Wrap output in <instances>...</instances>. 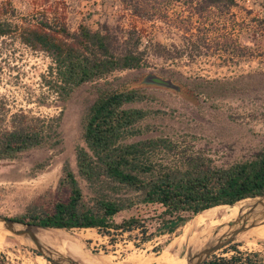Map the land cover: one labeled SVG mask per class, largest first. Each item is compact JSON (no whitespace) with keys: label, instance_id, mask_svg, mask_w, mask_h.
Returning <instances> with one entry per match:
<instances>
[{"label":"rangeland","instance_id":"obj_1","mask_svg":"<svg viewBox=\"0 0 264 264\" xmlns=\"http://www.w3.org/2000/svg\"><path fill=\"white\" fill-rule=\"evenodd\" d=\"M41 1L13 0L16 19L32 15ZM51 1L65 6L71 30H76L80 24L97 29L108 23L118 37V20L122 14L119 0ZM237 1L239 6L221 18L209 20L204 29H215L210 32L215 33L213 39L228 35L229 39L248 45L250 50L246 54L227 53L211 41L198 55L190 57L172 46L184 43L183 30L160 20L151 21L144 36L150 51L145 66L115 71L85 83L67 101H62L47 83L54 78L50 67L55 63L50 54L29 47L17 35L0 38V129L9 125L16 112L44 118L61 115L58 124L61 142L58 145L0 160V214L17 217L29 209L50 208L53 200L65 193L61 181L65 178L66 165L76 175L85 198L90 201L96 195L99 185L86 180L77 165V147L86 145L82 137L83 116L95 101L99 87L116 86L121 80L152 97L139 106L158 112L143 122L142 126L149 129L131 141L156 137L169 139L172 148L159 152L155 158L157 163L176 165L189 155H202L213 165L227 166L248 159L261 149L264 146V30L257 29L255 23L260 25L259 21H264V0ZM247 9L252 13H247ZM169 13L173 19L184 17L187 8L184 3L174 1ZM261 26L264 28V23ZM154 41L167 45L174 57L164 60L157 56L152 46ZM149 75L169 79L178 88L151 83L147 81ZM203 82L208 87H193ZM103 189L112 198L131 195L125 191L114 192L107 185ZM161 211L158 205L140 203L114 217L116 223H121L139 216L147 231L145 236L151 239L144 240L143 228L131 231L110 228L109 232L93 228L95 239L85 240L100 253L92 257L80 244L81 250L77 249V252L81 251V254L75 258L83 264L111 261L118 264H175L183 259L181 253L187 238L184 231L195 226L211 227L224 219L207 211L169 232V226L160 218ZM70 230L86 232V228ZM56 239L62 243V239ZM0 251L16 264H52L2 229ZM236 251L260 253L264 257V223L248 229L236 242L214 255L230 257Z\"/></svg>","mask_w":264,"mask_h":264},{"label":"trees","instance_id":"obj_2","mask_svg":"<svg viewBox=\"0 0 264 264\" xmlns=\"http://www.w3.org/2000/svg\"><path fill=\"white\" fill-rule=\"evenodd\" d=\"M119 1L122 14L116 37L108 23L97 29L80 24L71 30L65 6L58 1L42 0L32 15L17 20L13 0H0V38L17 35L29 47L53 57L55 66L50 67V73L54 78L47 83L62 101L70 99L85 83L115 71L145 66L150 51L144 36L151 21L160 20L183 30L184 43L172 46L190 57L198 55L211 41L233 55L250 50L248 45L237 43L228 35L214 40L215 33L210 32L215 29H204L209 20L221 18L239 6L237 0ZM174 1L185 4L184 17L171 18L169 9ZM247 13H252L251 9ZM261 24L255 23V26L264 30ZM152 46L155 54L164 60L174 57L167 45L154 41ZM126 83L121 80L116 86L99 87L95 101L83 116L82 137L86 145L77 147V165L86 180L99 185L96 195L88 201L76 175L66 165L65 178L61 181L65 193L57 196L50 208L29 209L14 219L68 229L98 228L100 232H109L110 228L128 231L143 228L141 232L146 241L151 237L145 236L147 231L139 216L121 223H116L114 217L140 203L158 205L162 208V222L173 232L204 209L264 194V146L250 158L227 166L213 165L202 155H189L176 165L157 163L155 158L159 152L171 150V141L164 137L131 141L149 129L142 124L158 111L139 106L151 100V95ZM193 87L208 85L203 82ZM60 118L61 115L44 118L31 117L25 112L13 113L9 125L0 129V160L58 145ZM106 185L114 192L125 191L131 195L112 198L103 189ZM0 264L16 263L0 251ZM203 264H264V257L260 253L236 251L230 257L214 255Z\"/></svg>","mask_w":264,"mask_h":264},{"label":"water","instance_id":"obj_3","mask_svg":"<svg viewBox=\"0 0 264 264\" xmlns=\"http://www.w3.org/2000/svg\"><path fill=\"white\" fill-rule=\"evenodd\" d=\"M147 81L159 85L178 88L169 79L158 75H149ZM222 210V215L236 213L221 222L211 226L199 235L189 234L185 239V247L181 253V258H185L186 264H203L214 254L236 242L248 229L264 223V194L245 197L230 204H220L196 213L197 215L211 209ZM0 228L9 232L13 237L28 246L38 254L46 258L52 264H83L63 247L56 238L73 236V232L65 227L41 225L32 222L16 220L0 214ZM82 248L92 257H96L100 252L93 250L89 242L80 241ZM112 264H118L112 262ZM132 264V263H123Z\"/></svg>","mask_w":264,"mask_h":264},{"label":"bare ground","instance_id":"obj_4","mask_svg":"<svg viewBox=\"0 0 264 264\" xmlns=\"http://www.w3.org/2000/svg\"><path fill=\"white\" fill-rule=\"evenodd\" d=\"M210 211L213 212L212 213L213 216L224 218V219H227V218L233 216L236 213V211L234 210V212L229 214V215L224 214L223 216H221L222 215V210H220V209L214 208V209H211ZM208 228H210V227H206V226L191 227V228L187 229L186 231H184V237L188 236L189 234H192V233H193V235H199L200 233L204 232ZM73 234H74L73 236H64L63 238H61V237H58V238L62 239V243L61 244L63 245V247H65L67 250H70L69 251L70 254H72L75 257L76 255L81 254L80 253L81 251L77 252V249L78 250L80 249V248H78L80 246V244H81L80 241L81 240H85V239H93L95 237L94 236L95 234H94V229L93 228H86V232L73 233ZM112 262L113 261H111L110 263H107V264H112ZM175 264H186V260H185V258H183L181 261H179V262H177Z\"/></svg>","mask_w":264,"mask_h":264}]
</instances>
